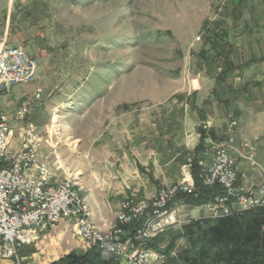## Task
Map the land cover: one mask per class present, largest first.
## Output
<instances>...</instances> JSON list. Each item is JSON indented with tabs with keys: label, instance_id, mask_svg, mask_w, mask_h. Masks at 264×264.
I'll list each match as a JSON object with an SVG mask.
<instances>
[{
	"label": "rangeland",
	"instance_id": "rangeland-1",
	"mask_svg": "<svg viewBox=\"0 0 264 264\" xmlns=\"http://www.w3.org/2000/svg\"><path fill=\"white\" fill-rule=\"evenodd\" d=\"M0 37L36 60L33 80L7 93L15 89V105L3 111L25 109L24 119L13 122L9 153L22 148L23 127H33L50 171L74 182L99 232L134 234L140 222L120 223L123 205L152 203L182 181L183 164L192 176L197 164L205 186L200 163L212 161L216 144L227 147L237 184L254 189L264 182V176L254 187L241 181L230 155L256 165L253 146L235 140L231 104L210 109L224 114L212 122L224 117L225 137L211 145L208 160L196 158L211 137L199 102H264V0H0ZM179 194L188 193L166 204L175 209L174 221L131 250L154 252L143 264H252L251 253L231 257L230 243L210 229L233 215L245 228L243 218L264 207L214 214L221 187L202 204L177 200ZM190 194L198 195L195 183ZM85 200L113 214L108 231L94 224ZM8 259L20 264L19 253Z\"/></svg>",
	"mask_w": 264,
	"mask_h": 264
},
{
	"label": "built area",
	"instance_id": "built-area-1",
	"mask_svg": "<svg viewBox=\"0 0 264 264\" xmlns=\"http://www.w3.org/2000/svg\"><path fill=\"white\" fill-rule=\"evenodd\" d=\"M35 69V58L0 37V95L7 94L19 83L33 80ZM24 112L25 109L21 107L15 115L0 110V138H5V149H1L0 158L2 257H16L23 245L36 240L51 223L67 220L75 233L88 246L98 249L102 256L124 258L128 264H143L149 260L154 252L142 250L133 254L131 250L137 241L149 239L157 230L164 229L174 221L175 209L173 214L160 216V224H149V217L158 215V208L166 206L171 196L177 192H194L190 164L181 166L182 181L169 190H162L152 203L139 201L123 205L124 217L120 223L140 222L134 234L126 233L121 228H113L109 233L95 232L87 224L81 223V213L87 212L78 207L68 181L56 180L48 163L41 160L39 147L32 143V136L38 134L33 127L27 124L23 127L20 132L22 148L9 153L13 122L23 120ZM200 176L205 186L218 184L223 190V194L216 199L217 203L211 207L215 210L214 214L220 212L227 215L236 209L264 207V182L254 189L237 184V173L224 144L214 146V157L210 163H200Z\"/></svg>",
	"mask_w": 264,
	"mask_h": 264
},
{
	"label": "crops",
	"instance_id": "crops-1",
	"mask_svg": "<svg viewBox=\"0 0 264 264\" xmlns=\"http://www.w3.org/2000/svg\"><path fill=\"white\" fill-rule=\"evenodd\" d=\"M14 90L10 94L0 95V110L10 109L15 105L12 99ZM199 103H205L203 105L204 110L200 112V115L209 120L207 121L209 126L207 132L210 133L211 137L206 139L203 147L199 152H196V158L198 160H208L211 155V145L225 137L224 117H222V122H212L216 115L222 116L224 114L210 113V109L214 107L215 103L221 106H224V104L229 106L231 104L239 122L235 131V140L238 142L245 139L253 146L256 165H249L244 159L235 155L233 151L230 152V155L239 171L242 174L244 173L241 181L250 187L259 185L264 176V102ZM11 143H13V140ZM86 205L91 212L94 224L101 230L108 231L110 224L114 221L113 214L108 212V210L105 212L98 211L94 206L90 208L87 202ZM18 253L20 264H70L69 258L71 256L83 257L85 260L83 264H126L122 259H102L96 250L88 247L84 240L74 233L71 225L66 220H59L50 225L40 233L37 240L23 245ZM0 264H16V262L14 259L3 258L0 251Z\"/></svg>",
	"mask_w": 264,
	"mask_h": 264
},
{
	"label": "trees",
	"instance_id": "trees-1",
	"mask_svg": "<svg viewBox=\"0 0 264 264\" xmlns=\"http://www.w3.org/2000/svg\"><path fill=\"white\" fill-rule=\"evenodd\" d=\"M194 183L198 195L194 194H179L176 199L183 200L187 203L202 204L212 201L215 196L220 193V187L203 186L198 177L197 164L193 165ZM255 213L249 217L243 218L246 227L243 228L240 216L233 215L224 219H220L218 223L211 227L210 231L213 236L219 241L229 244L228 252L231 257L237 255L249 258L252 264H264V213ZM150 246V244H146ZM228 247V245H227ZM85 262L83 257L71 256L69 258L70 264H83Z\"/></svg>",
	"mask_w": 264,
	"mask_h": 264
},
{
	"label": "bare ground",
	"instance_id": "bare-ground-1",
	"mask_svg": "<svg viewBox=\"0 0 264 264\" xmlns=\"http://www.w3.org/2000/svg\"><path fill=\"white\" fill-rule=\"evenodd\" d=\"M32 143H34L36 145V147H39L41 160H43V162L46 163L47 162V155H44L43 152L41 151L40 145H39L38 141L36 140L35 135L32 136ZM1 149H5V138H0V158H1ZM66 181H68V183L70 184L71 193H72V195H74V198H76V202L78 204V207H81V210L83 212H87L88 210H86V208L83 204V200L80 198L77 190L74 189V186H75L74 182H72L70 180H66ZM168 214H173V209L168 210V209H166V206H161L160 208H158V215H153V217H149V224H160V216H167ZM81 223L87 224L91 230H94L95 232H99L92 225L90 220L88 219V212L87 213H81Z\"/></svg>",
	"mask_w": 264,
	"mask_h": 264
}]
</instances>
